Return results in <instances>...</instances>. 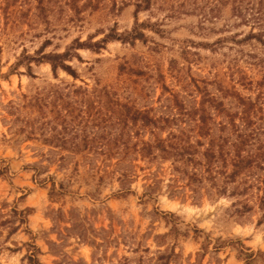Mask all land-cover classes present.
Listing matches in <instances>:
<instances>
[{
    "label": "rangeland",
    "instance_id": "1",
    "mask_svg": "<svg viewBox=\"0 0 264 264\" xmlns=\"http://www.w3.org/2000/svg\"><path fill=\"white\" fill-rule=\"evenodd\" d=\"M139 1L0 0V264H264V169L230 181L235 131L194 114L264 101V30L234 0ZM183 130L195 161L139 153Z\"/></svg>",
    "mask_w": 264,
    "mask_h": 264
},
{
    "label": "trees",
    "instance_id": "2",
    "mask_svg": "<svg viewBox=\"0 0 264 264\" xmlns=\"http://www.w3.org/2000/svg\"><path fill=\"white\" fill-rule=\"evenodd\" d=\"M150 0H140L137 2V11L140 9L148 8ZM233 10L235 14L242 18L246 24H251L253 27L264 30V0H234ZM261 33V32H259ZM131 39H138L142 37L139 32H133L129 34ZM111 39H117V36H107ZM248 37L258 38L261 42L263 34H256L254 31ZM80 47L91 48L89 44H79ZM99 45V44H98ZM70 57L69 53L64 54H48L41 56L37 61H46L52 65L54 72L61 68L69 73H72L71 68L65 64L67 58ZM237 103L241 107L239 112L231 114L224 107L223 102H219L214 97L203 95V99L200 102V108L195 110V116H198V136L209 137L211 133L210 120L212 119L207 112L206 104L212 107L218 114H225L228 118L229 125L236 133V140L233 142L235 157L233 160V170L228 174V179L233 181L237 176L242 174L245 170L251 169L254 166L264 169V101L257 102L252 100H246L240 96H237ZM133 120L136 123L138 120L142 121L143 127L158 128L159 120L150 117L145 112H135ZM236 118H239L241 124L236 123ZM226 127V125H224ZM223 127V128H225ZM160 129V128H158ZM186 136V137H185ZM197 145L191 142L190 136L183 130L179 134L170 132L167 138H158L154 143L143 142L142 147L139 149V153L143 157H149L154 154L156 149L164 159L173 158L176 161L193 162L194 157L198 152V147L202 146L201 140L196 142ZM215 145L205 150L204 155L207 159L208 167L212 165L214 159L224 157V145L219 146L218 154L214 150ZM228 180V181H229ZM264 184V179H263ZM264 204V188L263 198Z\"/></svg>",
    "mask_w": 264,
    "mask_h": 264
}]
</instances>
